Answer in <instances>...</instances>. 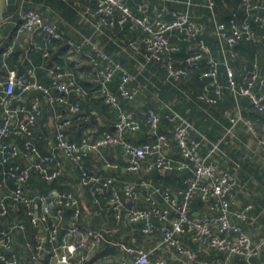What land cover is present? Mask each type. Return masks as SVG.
Listing matches in <instances>:
<instances>
[{
  "label": "crops",
  "instance_id": "0c3cea01",
  "mask_svg": "<svg viewBox=\"0 0 264 264\" xmlns=\"http://www.w3.org/2000/svg\"><path fill=\"white\" fill-rule=\"evenodd\" d=\"M123 1L133 14L146 15L150 20H156L160 16L169 22L173 20L174 13H187L198 23L200 34L197 39L183 38L184 35L178 32L170 37L171 45L178 48L175 59L177 68L182 67L185 58L203 43L207 45V55L221 62V83L228 80L226 61L231 64L238 80L255 66L264 75V0H255L261 6L253 13L262 18L259 22L248 16L244 0H214L213 6L210 5V0ZM141 7L146 12H142ZM22 8L35 10L46 23L57 25L63 38L57 40L46 32L24 31L19 23ZM96 8V0H17L16 10L11 11L5 0L2 1L0 83H5L9 74L14 72L19 81L38 83L44 88H50V92L45 93L38 88L25 92L16 89L19 97L14 103L15 109L29 108L38 99L42 113L31 127V135L12 133L6 140L20 149V155L14 163L29 171L23 191L31 204L27 206L13 199L17 181L7 174L9 164H1L0 200H5L9 209L8 215L3 218L2 228L9 231L12 244L10 249H6L0 243V254L15 255L19 264H59L57 255L64 252L62 247L74 245L78 248L73 258L74 264H122L125 261L133 264L134 256L121 247L106 242L95 244L86 235L85 230L89 229L102 232L112 242L151 252L153 261L164 259L167 264H210L218 255L215 250L203 247L186 236L185 245L196 253V261L183 262L178 259L174 249L161 245L160 232L144 233V223H133L127 215L130 208H149L150 196L157 197L163 205V198L154 192L158 188L171 191L181 200L180 192L187 186V178L193 175L192 171L150 172L147 165L152 158L143 161L140 171H130L123 145L93 146L105 133L120 135L117 124L121 113L125 112H133L134 119L141 128L136 131L125 130L121 135L123 139L136 147L154 142L157 135L148 121L151 109L161 116L166 113L180 115L182 112L181 115L185 114L199 125L198 132L196 131L199 136L194 134V138L207 132L215 142L221 140L230 126L229 117L239 114L240 110L244 121L235 127L231 136L233 138L225 141L227 156L218 163L224 169L234 172L237 178L238 185L233 190L236 198L234 211L241 212L252 206L248 219L241 222L245 233L253 242L262 239L264 146L247 124L251 122L253 127L264 133L262 115L255 111L247 97L238 99L231 91L224 93V98L218 105L208 103V106H204L207 102L200 101L204 104L195 106L196 103L200 104L197 96L202 92L203 82L199 81L198 72L192 71L187 81L174 84L159 63L148 64L142 54L135 53L128 47L132 41L142 43L145 36L142 28L133 22L115 27H99L94 16ZM115 15L118 18L121 11L117 10ZM232 19L239 24L249 19L256 32L255 38L241 40L233 51L218 33V27L222 23L229 25ZM68 40L83 47L78 50L70 46ZM95 46L137 76V80L128 86L129 90H137L133 99L120 97L118 105L106 102L101 92L100 69L90 60V55H95ZM204 69H208V65H204ZM57 75H61V80L65 83L73 82L70 93L64 94L52 89ZM121 80V75L117 74L109 85L110 91L115 95L120 93ZM3 87L4 85L0 86V90ZM75 107L76 110L72 109ZM58 115L69 122L61 129L56 120ZM5 117L6 109L0 105V124ZM27 119L25 112L19 113L14 120V127L24 124ZM173 123L176 125V122ZM172 129L171 123L164 122L157 132L171 139L165 153L180 160L182 157L172 138ZM257 129L255 131L260 136ZM60 131L69 142L82 148L80 161L58 147ZM28 141L35 145L37 153L27 150ZM205 150L203 154H207L208 149ZM215 159L218 161L217 157ZM39 164L50 174L59 171L58 177L47 179L43 171L37 168ZM110 179L113 183L105 185ZM128 187H134L139 195L138 199L129 200L124 197V190ZM114 190L125 201L121 219L111 205ZM66 194H72L78 200L79 213L76 208L60 203L61 197ZM60 210L62 212L59 213ZM191 210L194 214L209 213L207 202L199 195L193 200ZM29 211H33L34 217L40 219L38 225L33 224V216L28 214ZM43 217L46 220L43 221ZM234 222L239 223V220L236 218ZM72 225L80 227L82 232L66 235L65 228ZM53 230L58 231L55 240L50 239ZM38 236L45 237L41 250L37 247ZM254 261L264 264V248L261 256ZM231 264H247V261L235 256Z\"/></svg>",
  "mask_w": 264,
  "mask_h": 264
},
{
  "label": "built area",
  "instance_id": "2783aa9c",
  "mask_svg": "<svg viewBox=\"0 0 264 264\" xmlns=\"http://www.w3.org/2000/svg\"><path fill=\"white\" fill-rule=\"evenodd\" d=\"M96 1L97 8L94 16L98 20L99 27H115L116 25H125L131 20L134 21L137 26L143 29L146 35L143 37L142 43L132 41L128 46L130 49L135 53L142 54L148 62H166L169 75L176 80L189 74L187 68L174 69L172 67L171 54L175 51V48L172 47L170 42V37L175 32L184 35L188 39H197L200 34V27L189 14L174 13L173 20L169 22L164 21L160 16L155 21H151L146 15L137 16L133 14L123 0ZM244 1L248 10V16L255 18L257 22L262 21L261 17L253 15L261 6L255 0ZM5 3L7 4V0H5ZM210 5H214V0H210ZM117 10L121 11V15L118 18L115 15ZM141 10L142 12H146L142 7ZM19 18L20 26L24 31L31 33L46 32L51 38L57 40L63 38L57 25L46 23L42 15L35 10L22 8ZM218 33L220 37L226 40L230 47H235L243 39H253L256 37V32L249 19L245 20L242 24H239L235 19H232L229 25L222 23L218 27ZM68 43L78 50H81L83 47V45H77L73 40H68ZM206 51V45L201 43L198 51L187 59L188 67H199L205 58ZM90 60L95 67L100 69L101 92L107 103L118 105L120 97L125 99H133L135 97L137 90H129L128 85L137 80L136 75L131 74L122 65L113 61L104 51L96 46L95 55H90ZM207 62L210 65V70L204 72L202 78L210 79V83L205 86L204 93L200 96V99L210 104H216L223 97L225 89L219 81L221 62L214 57H209ZM225 65L228 73L227 89L236 98L241 96L250 97L253 105L258 110L264 111V75L261 74L258 66H255L244 75L242 83H238L235 80V74L229 61H226ZM117 74H121L122 77L120 96L113 94L109 88L110 83ZM61 78V75H57L52 89H57L60 93L64 94L70 93L73 90V82L65 83ZM3 85L4 87L0 90V105L5 107L6 117L0 124V165L9 164L7 174L17 181L18 186L13 194V199L16 202L30 206L31 201L23 191V185L29 178V171L14 163L15 159L20 155V149L16 145L7 143L6 140L12 133L31 135V127L42 113L41 104L38 99L29 108L15 109L14 103L19 97L16 94V89L19 88L25 92L32 88H38L43 89L45 93H49L50 88H44L38 83L27 84L19 81L14 72L9 74L5 83H0V86ZM72 109L76 110L77 107ZM21 112H25L28 115V119L24 124L14 127V120ZM168 117L171 121L177 122L175 139L181 148L184 160L176 161L165 153L170 143L165 135L157 132L161 124V117L154 110L149 111L148 121L158 137L156 144H144L136 147L123 139L121 135L125 130L136 131L141 128L140 124L135 121L133 112H125L121 113L120 121L117 124L120 135L116 136L105 133L103 138L96 145H93L94 147L123 145L128 156V169L130 171H140L143 167V161L152 158L153 160L147 165L148 171L160 170L169 172L174 169H191L193 172V175L187 178V189L180 192L181 200L169 190L158 188L154 192L163 198L164 204H160L157 197L150 196L148 197L149 208H130L127 212L129 219L136 224L143 222L144 227L142 230L146 234L160 232L162 234L161 245L165 248L174 249L178 259L183 262L193 263L196 261V253L186 246L184 242V237L190 236L193 242L217 251V257L210 264H231V260L235 256L245 259L247 264H257L254 260L261 256L264 248V238L257 243L253 242L245 233L242 226L234 222V217L243 221L247 220L248 212L252 206L246 207L241 212L234 213L232 211V207L236 203L233 188L237 184V178L230 171L221 168L217 161L211 160L214 154H221L222 157L227 156V153L221 148V142H213L203 134H201L199 140L196 138L191 139V132L196 131V129L187 119L178 113H173ZM56 120L60 129L69 123L64 120L62 115H58ZM230 121L231 126L227 129V136L232 135L235 127L244 121L240 110L239 114L231 116ZM247 124H249L252 132L254 131L255 135L259 138L260 136L257 135L253 124L251 122H247ZM58 139L59 148L65 150L73 159L77 161L81 160V147L69 142L61 131ZM260 143L264 146V139H260ZM204 145L209 147L208 153L205 156L200 154ZM26 148L33 154L37 153L36 147L32 142L28 141ZM37 168L43 171L49 180L56 179L60 173L59 171H55L50 174L41 164L37 165ZM112 183L113 180L110 179L105 182V185ZM146 187L149 188V185L146 184ZM197 195L207 202L209 213L194 214L192 212L191 203ZM124 197H127L129 200H136L139 195L134 187H128L124 190ZM124 197L117 190H114L111 199V205L119 219L122 217V210L125 206ZM60 203L76 208L77 213H79L78 200L72 194L63 195ZM8 213L9 209L5 204V200L1 199L0 243L6 249H10L12 244L9 231L2 228L3 218ZM28 214L33 216V224L38 225L40 219L34 217L33 211H29ZM44 220H46L45 217H43ZM65 232L66 235L71 236L82 232V229L72 225L66 227ZM85 232L95 244L106 242L121 247L127 253L134 256L133 264H167L164 259L153 261L151 252L144 249L130 247L120 242H112L102 232L89 229H86ZM57 234L58 231L53 230L50 233V239L55 240ZM44 240L45 237L38 236L37 247L39 250L43 249ZM62 248L64 252H59L57 255L58 263L74 264L73 258L78 248L74 245H67ZM0 264H19V261L15 255L0 254ZM122 264L130 263L125 261Z\"/></svg>",
  "mask_w": 264,
  "mask_h": 264
},
{
  "label": "trees",
  "instance_id": "16d2710c",
  "mask_svg": "<svg viewBox=\"0 0 264 264\" xmlns=\"http://www.w3.org/2000/svg\"><path fill=\"white\" fill-rule=\"evenodd\" d=\"M151 21H155V20H151ZM165 21V20H164ZM129 22H133L134 23V21H129ZM128 22V23H129ZM139 27V26H138ZM141 28V27H140ZM143 30V29H142ZM144 32V31H143ZM146 35V34H145ZM183 38H185V36H183ZM129 46V45H128ZM199 46V45H198ZM207 46V45H206ZM229 46V45H228ZM237 46V45H236ZM236 46L235 47H230L229 46V48H230V50L231 51H233L235 48H236ZM173 48H175V51H173V53L171 54V56H172V67L174 68V69H188L189 70V74L187 75V76H185V77H182V78H180V79H178V80H176V79H174L173 77H171L170 75H169V70H168V66H167V63L166 62H149L148 64H152V63H159V65H160V67H162V68H164L165 70H166V72H167V75H168V78H169V80L170 81H173V83L174 84H180L181 82H183V81H187L188 79H189V77H191V74H192V71H196V72H198L199 74H198V79H199V81H203L202 82V92L199 94V96H197V101L198 102H205V101H202L201 99H200V96L204 93V88H205V86L206 85H209V83H210V79H203L202 78V75H203V73L204 72H206V71H208V70H210V65L208 64V62H207V59L210 57V56H208L207 55V52H205V58L202 60V62L200 63V65H199V67H192V68H190V67H188V64H187V59L190 57V56H192L196 51H198V49L197 50H195L193 53H191L190 55H188L186 58H185V61H184V65L182 66V67H179V68H177L176 66H175V59H176V55H177V50H178V48L177 47H174V46H172ZM143 50V49H142ZM141 52H144V51H141ZM140 54V53H139ZM230 64V63H229ZM204 65H208V69H204ZM230 66H231V64H230ZM124 67V66H123ZM125 68V67H124ZM121 75V74H120ZM234 77H235V75H234ZM244 77V76H243ZM243 77H242V79L241 80H238L236 77H235V80L238 82V83H242L243 82ZM219 81H220V67H219ZM137 83V82H136ZM220 83H221V81H220ZM121 84H122V80H121V82H120V87H121ZM130 84H132V83H130ZM223 86H224V93H228V89H227V87H228V80H227V82L226 83H221ZM129 86V85H128ZM258 88V87H257ZM119 91H120V88H119ZM121 93V92H120ZM120 93H119V95H117V96H120ZM234 97H235V95H234ZM242 98L243 97H247L250 101H251V99H250V97H248V96H241ZM241 97H239L238 99H240ZM223 98H224V94H223V97H221L220 98V100L218 101V103H216V104H214V105H218L222 100H223ZM200 102V104H194L195 106H198V105H200V106H202V104H204V103H201ZM195 103V102H194ZM251 103H252V101H251ZM252 105H253V103H252ZM204 106H208V102H207V104H205ZM253 107L255 108V111H257V112H259V114L260 115H262V121L264 122V111H260V110H258L254 105H253ZM151 110H154V109H151ZM182 110V109H181ZM154 111H156V110H154ZM181 114H183L182 112H180ZM180 114V115H181ZM158 115L161 117V123H164V122H169V123H171L172 125H173V129H172V138H173V140H174V142L177 144V147L179 148V151H180V154H181V157H182V159H180V160H184V157H183V154H182V151H181V148H180V146H179V144H178V142L176 141V139H175V130H176V127H177V122H176V125L173 123V122H175V121H171L170 119H169V117L168 116H170V114H164V115H160L159 113H158ZM185 115V114H184ZM184 115H181L182 117H184L185 119H187L194 127H196L195 129H196V131H197V129L199 128V125L198 124H196L194 121H193V119H190L189 117H187L186 115L184 116ZM191 116H193V115H191ZM230 118H231V116L229 117V121H230ZM194 122V123H193ZM241 123V122H240ZM230 126H231V121H230ZM229 126V127H230ZM228 127V128H229ZM227 128V129H228ZM227 129H226V132H227ZM254 129L256 130L257 128H255L254 127ZM251 130V129H250ZM258 130V129H257ZM196 131H192L191 132V136H190V138L191 139H193L194 138V134L196 135V136H199L197 133H196ZM235 131V130H234ZM252 131V130H251ZM259 131V133H260V137L258 138L256 135V138L258 139V141H260V139H264L263 137H264V133H262L260 130H258ZM205 132V131H204ZM226 132L223 134V137L221 138V140L220 141H216V143L217 142H221V148L225 151V149H224V144H225V141L227 140V139H230V138H233V137H231L232 135H229V136H227L226 135ZM160 134H162V135H165V134H163V133H160ZM203 134H206L205 136L207 137V138H209L211 141H213V139L212 138H210V136L209 135H207V132L206 133H203ZM262 134V135H261ZM156 136V135H155ZM261 136H263V137H261ZM167 138H168V141L170 142V137H168L167 136ZM196 139H200V137H198V138H196ZM158 142V137L156 136V140L154 141V142H152V143H147V144H156ZM213 142H215V141H213ZM205 148L206 149H208L209 150V147L207 146V145H204L203 147H202V150L200 151V154L201 155H203V156H205L206 154H203V151H206L205 150ZM204 149V150H203ZM226 152V151H225ZM205 153V152H204ZM208 153V152H207ZM215 157H217V159H218V161L215 159ZM223 158L225 159V157L223 156H221V154H214L213 155V157L211 158V160H213V161H217V162H221V161H223ZM174 160H176V161H179V160H177V159H175V158H173ZM219 164V163H218ZM220 165V164H219ZM221 166V168H223L222 167V165H220ZM187 171H190L191 169H186ZM226 170H228V171H230L229 169H226ZM153 171V170H152ZM173 171H183V170H179V169H174V170H171V171H169V172H173ZM192 171V170H191ZM151 172V171H150ZM231 173H233L234 175H235V173L234 172H232V171H230ZM192 174H193V172H192ZM238 185V181H237V184H236V186ZM235 186V187H236ZM187 187H188V184H187V186L185 187V189L184 190H186L187 189ZM234 187V188H235ZM234 188H233V190H234ZM171 192V191H170ZM193 202V201H192ZM192 204V203H191ZM232 211L235 213V211H234V209H233V207H232ZM243 211V210H242ZM234 219H236L235 217H234ZM238 219V218H237ZM248 219V218H247ZM239 220V224L242 226V228H243V230H245L244 229V226L242 225V223L241 222H243V220H240V219H238ZM264 238V237H263ZM262 238V239H263ZM261 240V239H260ZM259 240V241H260ZM259 241H256L255 243H257V242H259ZM217 252V251H216Z\"/></svg>",
  "mask_w": 264,
  "mask_h": 264
},
{
  "label": "water",
  "instance_id": "95a60500",
  "mask_svg": "<svg viewBox=\"0 0 264 264\" xmlns=\"http://www.w3.org/2000/svg\"><path fill=\"white\" fill-rule=\"evenodd\" d=\"M16 1L17 0H7L8 9L11 11L16 10Z\"/></svg>",
  "mask_w": 264,
  "mask_h": 264
},
{
  "label": "rangeland",
  "instance_id": "374dc122",
  "mask_svg": "<svg viewBox=\"0 0 264 264\" xmlns=\"http://www.w3.org/2000/svg\"><path fill=\"white\" fill-rule=\"evenodd\" d=\"M2 1H3V0H0V9H1V5H2Z\"/></svg>",
  "mask_w": 264,
  "mask_h": 264
}]
</instances>
